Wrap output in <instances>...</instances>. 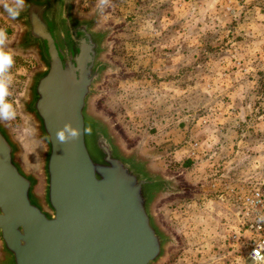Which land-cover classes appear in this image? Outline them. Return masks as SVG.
Wrapping results in <instances>:
<instances>
[{"label":"rangeland","instance_id":"374dc122","mask_svg":"<svg viewBox=\"0 0 264 264\" xmlns=\"http://www.w3.org/2000/svg\"><path fill=\"white\" fill-rule=\"evenodd\" d=\"M95 9L97 0H77L75 15ZM100 25L115 70L93 109L175 182L154 207L175 240L159 264H251L232 239L238 209L229 190L264 179V0H111ZM32 56L29 78L41 67ZM26 89L13 84L19 117L5 125L23 168L40 177L26 158L32 146L21 147L35 128L21 107Z\"/></svg>","mask_w":264,"mask_h":264},{"label":"water","instance_id":"95a60500","mask_svg":"<svg viewBox=\"0 0 264 264\" xmlns=\"http://www.w3.org/2000/svg\"><path fill=\"white\" fill-rule=\"evenodd\" d=\"M27 4L14 21L0 10L18 28L15 49L41 66L21 107L52 142L39 177L23 168L19 145L0 123V264H159L175 240L154 207L175 193V182L139 146L126 149L93 109L98 86L115 70L104 59L101 11L76 16L77 0ZM69 122L81 135L59 144L55 132Z\"/></svg>","mask_w":264,"mask_h":264},{"label":"clouds","instance_id":"9594fccd","mask_svg":"<svg viewBox=\"0 0 264 264\" xmlns=\"http://www.w3.org/2000/svg\"><path fill=\"white\" fill-rule=\"evenodd\" d=\"M111 0H97V7L103 11L110 6ZM29 7L27 0H0V9L3 10V14H6L10 21L17 20L21 13ZM12 39L8 34L7 28L0 26V123H12L18 120L19 111L15 103L13 83L14 78L12 75V68L15 65V58L13 52L9 49ZM17 128L24 127L23 123H17ZM29 131L25 135L23 141H21V147L25 144L32 146V151L26 152V158L28 164L31 166H39L42 161L40 159V152L44 150L45 142H52V135L49 133L46 136L39 137L38 130L34 127L28 126ZM84 135H91L92 128L84 127ZM81 135V129L74 127L72 123H65L62 128H59L55 132L56 140L59 144H65L70 140H77ZM39 150V151H38ZM34 156L35 162L30 161L29 157ZM2 215V213H0ZM260 219L264 221V216Z\"/></svg>","mask_w":264,"mask_h":264},{"label":"built area","instance_id":"2783aa9c","mask_svg":"<svg viewBox=\"0 0 264 264\" xmlns=\"http://www.w3.org/2000/svg\"><path fill=\"white\" fill-rule=\"evenodd\" d=\"M216 185H212L214 189ZM230 195L237 206V233L234 241H241L245 256L251 264H264V179L254 184H240L230 188Z\"/></svg>","mask_w":264,"mask_h":264},{"label":"crops","instance_id":"0c3cea01","mask_svg":"<svg viewBox=\"0 0 264 264\" xmlns=\"http://www.w3.org/2000/svg\"><path fill=\"white\" fill-rule=\"evenodd\" d=\"M0 26L6 27L9 36L12 39L11 44L8 46L9 49L13 52L14 58H15V65L12 68L11 72L14 78V85H18L22 89V85H28L29 83V75L28 72L29 70L33 69L34 67V60L31 58V54H25L18 52L15 49V41L17 39L18 35V28L15 26L12 22L7 20L1 13L0 10ZM33 57V56H32ZM19 75V79L15 77V75ZM111 123V122H110ZM112 127L114 128L115 132L120 136L119 129L115 128V123H111ZM121 140V137H119ZM125 146V145H124ZM126 149L131 150L134 147H127L125 146Z\"/></svg>","mask_w":264,"mask_h":264}]
</instances>
